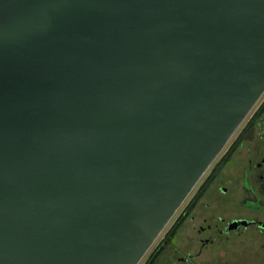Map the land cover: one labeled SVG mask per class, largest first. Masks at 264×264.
<instances>
[{
	"label": "water",
	"instance_id": "water-1",
	"mask_svg": "<svg viewBox=\"0 0 264 264\" xmlns=\"http://www.w3.org/2000/svg\"><path fill=\"white\" fill-rule=\"evenodd\" d=\"M264 91V0H0V264H137Z\"/></svg>",
	"mask_w": 264,
	"mask_h": 264
},
{
	"label": "flooded vegetation",
	"instance_id": "flooded-vegetation-1",
	"mask_svg": "<svg viewBox=\"0 0 264 264\" xmlns=\"http://www.w3.org/2000/svg\"><path fill=\"white\" fill-rule=\"evenodd\" d=\"M191 191L174 221V264H264V91Z\"/></svg>",
	"mask_w": 264,
	"mask_h": 264
},
{
	"label": "rangeland",
	"instance_id": "rangeland-1",
	"mask_svg": "<svg viewBox=\"0 0 264 264\" xmlns=\"http://www.w3.org/2000/svg\"><path fill=\"white\" fill-rule=\"evenodd\" d=\"M191 194H192V191L187 196V198L182 203V205L179 207V209H177V211L174 213V215L172 216V218L169 220V222L166 224V226L163 228V230L159 233V235L156 237V239L153 241V243L151 244V246L148 248V250L145 252V254L143 255V257L140 259V261L137 264H143V262L146 260V258L148 257V255L151 253V251L164 238L167 230H169V228L172 226V224L176 220V217H177L178 213L180 212V210L183 207V205H185V203L187 202V200L189 199V197H190ZM176 242H177V237H175V239H172L171 245H169L167 247V250L164 251L159 256V258L157 259L156 263H154V264H174L175 263V248H176ZM178 264H179V261H178Z\"/></svg>",
	"mask_w": 264,
	"mask_h": 264
},
{
	"label": "trees",
	"instance_id": "trees-1",
	"mask_svg": "<svg viewBox=\"0 0 264 264\" xmlns=\"http://www.w3.org/2000/svg\"><path fill=\"white\" fill-rule=\"evenodd\" d=\"M176 224L174 223L170 228L169 230L167 231L166 233V237L165 239L163 240L165 243H168L169 241L172 240L173 238V235L175 234V230H176ZM161 248V247H160ZM160 248H157L156 251L154 253H152L149 258L146 260V262L144 264H152L158 254V251Z\"/></svg>",
	"mask_w": 264,
	"mask_h": 264
}]
</instances>
